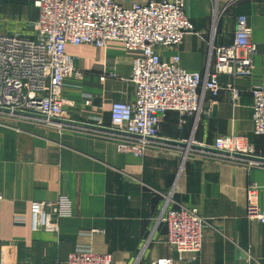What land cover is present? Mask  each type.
Here are the masks:
<instances>
[{"label": "crops", "instance_id": "1", "mask_svg": "<svg viewBox=\"0 0 264 264\" xmlns=\"http://www.w3.org/2000/svg\"><path fill=\"white\" fill-rule=\"evenodd\" d=\"M36 1L0 0V34L33 37ZM114 1L131 7L148 0ZM187 13L192 33L177 51L162 55L170 60L179 54L182 69L191 73H204L210 48L231 45L236 18L248 17L258 52L253 75L236 81L242 90L238 102L223 91L216 99L207 98L197 120L188 116L182 121L170 113L160 141H153L142 158L120 151L106 132L96 136L0 125V264H68L77 251L111 254L113 264H152L168 257L175 264H264V224L247 216L252 184L261 187L264 209V168L247 169L217 154L190 150L178 177L187 149L166 142L213 147L220 136H243L264 158V137L253 133L249 93L253 85L264 87V0H187ZM66 50L75 58L76 73L65 80L63 97L70 102L65 114L80 123L97 118L109 128L112 104L135 100L129 78L132 60L141 53L119 42L105 48L68 45ZM230 81L219 77L222 85ZM62 196L71 200L73 210L60 221L59 234L34 232L32 203L56 202ZM177 206L196 209L207 221L197 262L190 255L179 257L168 242L161 218Z\"/></svg>", "mask_w": 264, "mask_h": 264}, {"label": "built area", "instance_id": "2", "mask_svg": "<svg viewBox=\"0 0 264 264\" xmlns=\"http://www.w3.org/2000/svg\"><path fill=\"white\" fill-rule=\"evenodd\" d=\"M36 6L39 17L33 37L0 34V125L27 124L96 136L105 133L65 122L74 121L64 111V106L70 105L63 97L65 80L76 73L75 58L66 50L68 45L105 48L110 42H119L128 51L141 53L132 60L129 78L135 86V100L112 104L109 128L120 134L106 132L121 151L136 157H144L154 139L160 138L161 125L170 113L178 114L182 121L188 116L197 120L207 98L216 99L223 91L229 92L236 104L242 93L236 81L252 76L258 48L245 15L236 18L233 44L210 48L206 71L191 73L182 69L179 54L170 60L162 55L164 50L177 51L193 31L187 0H148L131 7L114 0H37ZM221 75L231 81L222 85ZM249 93L253 99V133L264 137V87L253 85ZM83 123L103 127L97 118H88ZM213 148L229 153L219 156L238 166L264 168V161L251 159L263 157L246 137L221 136ZM186 160L185 156L178 177ZM260 190L258 184L248 188L247 216L264 224ZM72 208L71 200L63 196L56 202H33L30 211L33 231L58 235L60 221L72 216ZM17 222L23 224L25 219L17 218ZM161 222L166 224L169 244L179 257L190 255L191 261L197 262L203 248L206 219L196 209L181 206L166 211ZM112 262V255L80 251L70 255L68 264ZM153 264L175 262L172 258H162Z\"/></svg>", "mask_w": 264, "mask_h": 264}, {"label": "water", "instance_id": "3", "mask_svg": "<svg viewBox=\"0 0 264 264\" xmlns=\"http://www.w3.org/2000/svg\"><path fill=\"white\" fill-rule=\"evenodd\" d=\"M2 111H4V110H2ZM28 116H30V115H28ZM37 117L42 118V119H46L43 116H37ZM55 121H63V120H55ZM65 122H67L69 124H72V125H75V126H78V127H85V128L96 129V130H99V131H105V132H111V133L120 134L119 131H116V130H113V129H110V128H105V127H100V126H95V125L85 124V123H80V122H75V121H65ZM154 140H159L160 141V139H154ZM161 141H165V140H161ZM166 142H167V144H170V145H176V146L185 148V149H187V150H185L186 152L188 150H196V151L213 153V154H218V155H225V156L229 155V153L217 150V149H215L213 147H206V146H202V145H198V144H194V143H190V142H175V141H168V140H166ZM233 156L234 157H238V158H243V156H239V155H233ZM251 159L264 161V158H251Z\"/></svg>", "mask_w": 264, "mask_h": 264}, {"label": "rangeland", "instance_id": "4", "mask_svg": "<svg viewBox=\"0 0 264 264\" xmlns=\"http://www.w3.org/2000/svg\"><path fill=\"white\" fill-rule=\"evenodd\" d=\"M235 1V0H234ZM36 4V3H35ZM37 7V6H36ZM38 9V8H37ZM39 11V10H38ZM254 41V40H253ZM234 42V41H233ZM255 43V42H254ZM233 44V43H232ZM256 44V43H255ZM258 48V47H257ZM257 52H258V50H257ZM255 57V56H254ZM253 69H254V62H253ZM252 75H253V71H252ZM251 95V94H250ZM209 111V110H208ZM180 117V116H179ZM180 119L182 120V118L180 117ZM7 124H12L13 125V123H7ZM24 125V124H23ZM161 129V128H160ZM228 136H232V135H228ZM233 136H236V135H233ZM221 137V136H220ZM121 151V150H120ZM123 152V151H122ZM186 153L185 152H183V155H182V158H181V161L183 160V159H185V156H186V158H187V160H188V158H190L191 157V152L188 150V152H187V154L185 155ZM133 155H135V154H133ZM136 156V155H135ZM140 158V157H139ZM142 158V157H141ZM186 160V161H187ZM185 164H186V162L184 163V165H183V168L185 169ZM181 175H182V173H181ZM178 207V206H177ZM72 210H73V208H72ZM66 219V218H65ZM163 223V222H162ZM166 225V224H165ZM167 227V226H166ZM168 229V228H167ZM169 242V241H168ZM204 244V243H203ZM171 246V245H170ZM203 249V248H202ZM77 252H80V251H77ZM82 252H86V251H82ZM75 253V252H74ZM86 253H89V252H86ZM104 255H108V254H104ZM104 255H98V256H104ZM109 255H111V254H109ZM169 258V257H168ZM173 259V258H172ZM174 260V259H173ZM175 262V261H174ZM154 263V262H153ZM152 263V264H153ZM112 264H113V262H112Z\"/></svg>", "mask_w": 264, "mask_h": 264}]
</instances>
